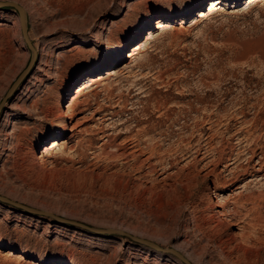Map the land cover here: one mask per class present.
Returning <instances> with one entry per match:
<instances>
[{
	"label": "rangeland",
	"instance_id": "374dc122",
	"mask_svg": "<svg viewBox=\"0 0 264 264\" xmlns=\"http://www.w3.org/2000/svg\"><path fill=\"white\" fill-rule=\"evenodd\" d=\"M0 1L23 7L36 53L6 96L33 55L18 12L0 6V195L162 248L0 201V264H185L166 249L190 264H264V0ZM130 25L140 29L121 55L63 93L77 64ZM71 101L66 122L85 115L82 131L41 163L70 132L39 130Z\"/></svg>",
	"mask_w": 264,
	"mask_h": 264
},
{
	"label": "bare ground",
	"instance_id": "6f19581e",
	"mask_svg": "<svg viewBox=\"0 0 264 264\" xmlns=\"http://www.w3.org/2000/svg\"><path fill=\"white\" fill-rule=\"evenodd\" d=\"M202 2H203V0H194L192 7H199L202 5ZM217 3H219V0H217V2L215 4H217ZM170 8H171V4H169V7H166V8H163L160 6L151 7L143 15L142 21L143 22L147 21V22H149V24H151L152 16L153 17H155L156 15H157V17L158 16L160 17L162 15L164 16V13H166L167 11H172V8L171 9ZM204 15L205 14H203L202 12L199 14L200 17L201 16L203 17ZM160 25H161V21H158L156 24V27L158 28ZM139 27L140 26L135 27V25H130L129 28L126 29L124 34L118 39V41H116L113 44L104 45L93 56L80 61L77 64L76 68L74 69L73 75L64 80V82L62 84L63 93H66L70 89L72 84H74L75 82H77L79 80L86 79L87 74H91L92 73L91 70H93L95 68H99L100 65L103 64V62L109 60L110 58H115V57H117V55L120 56L122 51L125 50V47L128 45L130 40L134 39V37H135L134 35L139 32V30H138V29H140ZM31 52H32V50H31ZM134 54L135 53H129L127 55V57L132 58ZM32 55L34 56L35 52H34V54L32 53ZM75 103H78V102L75 101ZM75 103H73V101H71L69 104L67 103L65 105L66 110H62V109L60 110V113L58 115V120L55 121V123L52 126L44 127V128L39 130L40 137L44 138V139L50 135L58 136L60 133L65 132L67 130L70 132V135H68L67 140L66 139L61 140V141L55 140L53 142V145L50 148H44L43 150L40 151L39 155H35L41 163L46 162V155H48V153H51V151L54 148H56L60 145H64L65 142L67 143V141L72 139L82 129L81 126L86 121V118L84 117L85 115L82 117L80 116L81 118L79 117V119L77 121H74L75 123L69 122V125H68L66 122V118L67 117L70 118L69 113L71 111V108H74ZM54 127H57V130L54 129ZM38 146H39V144L37 143V147ZM137 149H138V147H137ZM232 163H234V161ZM261 166H262V164H261ZM262 168L263 167L257 168L258 169V170L256 169L257 172L258 173L261 172ZM208 200H210L209 203L211 204V205L210 204H208V205H210L212 207L213 218L218 220V221L225 222V225L228 228L232 229V233L235 237H238L240 240L246 241L247 238L245 236H247V235H245V233L242 232V230L240 228H238V223L229 214L228 210H226V208L223 205H220L219 202L217 203V202H215V200L213 201L212 198H208ZM211 207H209V208H211ZM243 245H244V243H243ZM8 253H9V255L13 254V255L17 256L19 258V260L23 258L22 254L16 253V252L12 251V249L9 250ZM58 264H66V263H58Z\"/></svg>",
	"mask_w": 264,
	"mask_h": 264
},
{
	"label": "water",
	"instance_id": "95a60500",
	"mask_svg": "<svg viewBox=\"0 0 264 264\" xmlns=\"http://www.w3.org/2000/svg\"><path fill=\"white\" fill-rule=\"evenodd\" d=\"M0 6H10V7L15 8V10L18 12L19 19H20V25H21V28H22V35H23V37H24L29 49L32 50V53L34 54L35 51H34L33 47L31 46L30 41L28 40V37H27L26 16H25V12H24L23 7L20 6L18 3L13 2V1H0ZM34 58H35V55L32 56V58L30 59L28 67L25 70H23V72H21V74L18 76V78L14 81L12 86L9 88L8 92L6 93V96H8L14 90V88L17 86V84L20 82V80L22 79V77L26 73L27 69L31 65L32 61L34 60ZM0 201L4 202V203H7V204H10V205H13V206H15L17 208L23 209V210H25V211H27L29 213L51 216L54 219H56L57 221H59V222L70 224L72 226H77V227H80V228H83V229H86V230H89V231H92V232H95V233H101V234L118 233V234H122V235H127L131 239L139 241V242L144 243V244H147V245H149V246H151V247H153L155 249H159V250L162 249L157 244H155V243H153L151 241H148V240H145V239H140V238L135 237V236H131V235H129V234H127V233H125L124 231H121V230L91 227V226H88V225H86V224H84L82 222H79V221L67 219V218H64L62 216L54 215V214H52L50 212H46V211H43V210H39V209H36V208H32V207L23 205V204H21L19 202L10 200L9 198L1 196V195H0ZM166 251L174 254L177 258H179L185 264H190L188 262V260L186 258H184L176 250H174V249H166Z\"/></svg>",
	"mask_w": 264,
	"mask_h": 264
}]
</instances>
